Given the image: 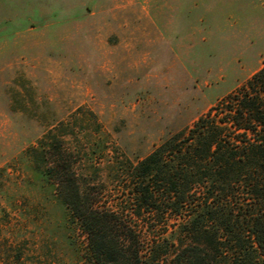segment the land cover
I'll return each mask as SVG.
<instances>
[{"label": "rangeland", "instance_id": "374dc122", "mask_svg": "<svg viewBox=\"0 0 264 264\" xmlns=\"http://www.w3.org/2000/svg\"><path fill=\"white\" fill-rule=\"evenodd\" d=\"M263 65L264 0H0V264H96L57 157L127 256L169 232L136 214V165Z\"/></svg>", "mask_w": 264, "mask_h": 264}, {"label": "trees", "instance_id": "16d2710c", "mask_svg": "<svg viewBox=\"0 0 264 264\" xmlns=\"http://www.w3.org/2000/svg\"><path fill=\"white\" fill-rule=\"evenodd\" d=\"M58 159L42 175L88 236L92 263L160 264L178 251L173 264H264V65L138 162L136 214L145 208L158 217V228L171 229L130 256V247L107 233L114 214L101 210Z\"/></svg>", "mask_w": 264, "mask_h": 264}]
</instances>
